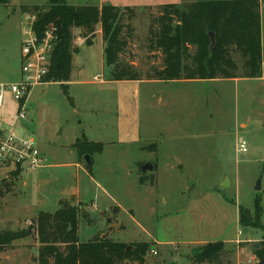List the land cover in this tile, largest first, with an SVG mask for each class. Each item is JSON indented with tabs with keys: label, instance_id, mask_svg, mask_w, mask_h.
Here are the masks:
<instances>
[{
	"label": "rangeland",
	"instance_id": "rangeland-1",
	"mask_svg": "<svg viewBox=\"0 0 264 264\" xmlns=\"http://www.w3.org/2000/svg\"><path fill=\"white\" fill-rule=\"evenodd\" d=\"M65 1L71 6L136 8L135 36L122 60L145 73L161 59L146 44L154 8L182 7L193 0ZM47 5L48 0H10L8 8L0 6V87L22 80V31L29 25L22 7ZM33 16L35 24L38 17ZM73 36L80 54L74 56L71 86L53 81L33 88L23 102L25 120L18 119L17 104L7 91L0 125H16L20 137L59 149L52 160L57 164L75 156L60 147L68 148L82 135L106 147L93 156L91 173L84 159L79 173L64 166L46 170L50 175L40 185L29 180L36 172L10 178L2 172L10 192L0 201V231L32 234L6 249L0 264H36L38 214L56 212L66 199L84 205L81 242L109 239L128 247L150 243L144 264H191L186 258L193 248L185 243L214 242L232 243L227 264H256L253 245L264 240V78L115 82L105 62L101 26L92 46L85 45L81 30L73 29ZM234 58L241 74L240 57ZM240 141L247 143L248 153H238ZM151 145L157 152L148 149ZM143 162L158 165L154 186L140 184ZM260 178L262 190L257 192ZM256 200L262 211L260 226L243 227L240 210L253 218Z\"/></svg>",
	"mask_w": 264,
	"mask_h": 264
},
{
	"label": "trees",
	"instance_id": "trees-1",
	"mask_svg": "<svg viewBox=\"0 0 264 264\" xmlns=\"http://www.w3.org/2000/svg\"><path fill=\"white\" fill-rule=\"evenodd\" d=\"M10 0H0V6L9 7ZM148 10L151 8H147ZM151 16L147 49L159 54L160 63L142 73L132 63H125L122 55L135 36L132 22L138 17L136 8L113 5L71 6L65 0H48L46 7H22L23 14L36 15L34 30L39 37L51 31L58 36L52 54L47 83L67 84L71 81L73 59L80 49L73 46V29L81 30L85 45L92 46L97 27L101 26L106 44L105 62L111 68V80L124 81H209L230 79H259L263 76L264 48L262 43L261 0H193L184 4L158 6ZM215 35V46L209 34ZM239 55L240 66L234 58ZM69 97L68 90L62 87ZM71 100V98L69 97ZM106 145L90 141L85 135L77 139L73 148L79 160L85 156L100 154ZM157 152L156 145L148 147ZM89 172L92 168L87 166ZM154 165L151 175H142L140 184H156ZM19 173H15L17 177ZM8 182L0 178V201L10 192ZM255 216L240 210L243 227L260 226L262 211L256 200ZM54 212H39L37 235L39 254L36 264H126L145 263L151 251L150 243H114L109 239L80 241V223L84 217V205L61 201ZM1 208V207H0ZM31 230L0 231V255L12 248L16 241L28 238ZM154 245V244H153ZM230 253L224 242L207 243L192 250L194 264H223ZM256 264L264 261V240L253 245Z\"/></svg>",
	"mask_w": 264,
	"mask_h": 264
},
{
	"label": "built area",
	"instance_id": "built-area-1",
	"mask_svg": "<svg viewBox=\"0 0 264 264\" xmlns=\"http://www.w3.org/2000/svg\"><path fill=\"white\" fill-rule=\"evenodd\" d=\"M34 16L27 14L28 27L22 31V80L20 83L8 87H0V119L1 111L5 107L6 92L8 91L14 102H16V113L18 119H27V109L23 102L27 99L33 88L48 85V76L52 54L58 43V36L51 31L45 32L39 37L34 30L32 20ZM99 76L95 80H99ZM238 153H248L247 143H238ZM49 165L47 158L42 154L37 139L20 137L16 132V125L10 127L0 125V175L6 172L7 178L14 177L15 173H34ZM3 175V174H2ZM157 256L156 251H152Z\"/></svg>",
	"mask_w": 264,
	"mask_h": 264
},
{
	"label": "crops",
	"instance_id": "crops-1",
	"mask_svg": "<svg viewBox=\"0 0 264 264\" xmlns=\"http://www.w3.org/2000/svg\"><path fill=\"white\" fill-rule=\"evenodd\" d=\"M262 4V3H261ZM101 7V6H100ZM26 15H25V19H26ZM263 43V42H262ZM83 45V44H82ZM75 59V58H74ZM74 59H73V64H74ZM74 66V65H73ZM73 72H74V69L72 70V75H71V81H72V77H73ZM262 79L264 78V64H263V76L261 77ZM234 80H238V79H234ZM71 81L68 83V85L69 86H71L70 84H71ZM26 101V100H25ZM32 113H33V116H32V118H34L35 117V115H36V112H34V111H32ZM37 143H38V146H39V148H40V150H41V152H42V154L47 158V160H48V163H49V165H48V167H46V168H44V169H42V170H40V171H38V172H36L37 174L36 175H34L33 177H31V178H29V180H33V182H35V183H38V185H40L41 184V182H43L45 179H46V177L47 176H49L50 174H48L47 172H46V170H48V169H53V168H58L59 166H64V167H74L75 168V170H76V172H78L79 173V171L80 170H82L83 169V167L80 165V160H79V158H78V154H77V151L73 148V145H71V146H68V148H67V146H62V147H60V150H65L64 152H68V153H71V155H75L70 161H68L67 163H65V164H57V163H55V162H53L52 160H55L54 158H56L55 156H54V154H56V152H59V149H53L50 145H48L47 143H41V142H39L38 140H37ZM67 149H69V151H67ZM61 152V151H60ZM49 157V158H48ZM52 159H51V158ZM51 159V160H50ZM145 164H147V162H143V163H141L140 165H139V167L140 166H144ZM154 165H157V164H154ZM153 165V166H154ZM158 166V165H157ZM85 171V170H84ZM150 173V172H149ZM142 175H145L144 173H142ZM141 175V176H142ZM141 176H140V178H141ZM31 180V181H32ZM148 184H146V185H144V186H147ZM76 195H72V198L73 199H76ZM79 200V199H78ZM64 201H69V200H64ZM79 202H81V201H79ZM78 202V203H79ZM155 244H157L158 246H165L166 244H164V243H155ZM205 244H207V243H194V244H187V243H185L184 245H187V247L188 248H193V249H195V248H197V247H200V246H203V245H205ZM231 244L232 243H225V245H226V250H228L229 251V253H230V255H229V259H231V257H232V252H231V248H230V246H231ZM193 249H191V256H188L186 259L191 263V264H194L193 263V261L191 260V257H192V250ZM190 250V249H189ZM158 254V253H157ZM234 258V257H233ZM253 259V258H252ZM231 261V260H230ZM223 264H227V261L225 260L224 261V263Z\"/></svg>",
	"mask_w": 264,
	"mask_h": 264
},
{
	"label": "water",
	"instance_id": "water-1",
	"mask_svg": "<svg viewBox=\"0 0 264 264\" xmlns=\"http://www.w3.org/2000/svg\"><path fill=\"white\" fill-rule=\"evenodd\" d=\"M209 36H210V39H211V42H212L211 48H213L215 46V44H216L215 43V35H214V33H210ZM32 116H33V113H32ZM84 160L86 162V165L88 167H91V165H92L91 156H85ZM142 171H143L144 174H146L148 172H153L154 171V166L150 165V164H145L144 166H142ZM261 190H262V178L259 179V181L257 183V186H256V191L257 192H260ZM128 249H131V247H129ZM260 264H264V261L261 262Z\"/></svg>",
	"mask_w": 264,
	"mask_h": 264
}]
</instances>
